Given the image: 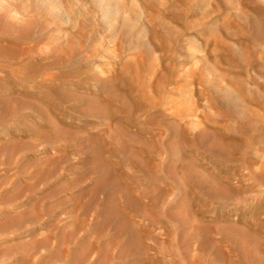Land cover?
Masks as SVG:
<instances>
[{
  "label": "rangeland",
  "instance_id": "obj_1",
  "mask_svg": "<svg viewBox=\"0 0 264 264\" xmlns=\"http://www.w3.org/2000/svg\"><path fill=\"white\" fill-rule=\"evenodd\" d=\"M0 264H264V0H0Z\"/></svg>",
  "mask_w": 264,
  "mask_h": 264
}]
</instances>
